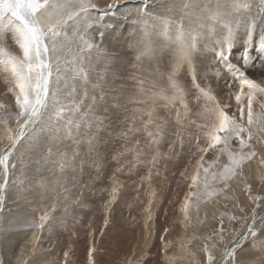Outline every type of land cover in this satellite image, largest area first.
<instances>
[{"label":"snow or ice","instance_id":"obj_1","mask_svg":"<svg viewBox=\"0 0 264 264\" xmlns=\"http://www.w3.org/2000/svg\"><path fill=\"white\" fill-rule=\"evenodd\" d=\"M103 3L0 0V81L14 102L0 101V216L6 201L17 206L0 236L51 233L56 206L43 204L70 193L68 173L102 178L110 168L101 234L113 205L132 207L126 177L135 199L147 197V247L153 177L187 148L181 232L162 228L157 264H264V0H141L119 22L128 25L122 70L104 48L120 0ZM38 239L31 253L0 240V264H48L34 255ZM99 251L91 240L87 264H99ZM72 255L64 251L63 264H75Z\"/></svg>","mask_w":264,"mask_h":264},{"label":"rangeland","instance_id":"obj_2","mask_svg":"<svg viewBox=\"0 0 264 264\" xmlns=\"http://www.w3.org/2000/svg\"><path fill=\"white\" fill-rule=\"evenodd\" d=\"M140 2L141 0H120L119 6L114 10H110L105 20L108 35L104 48L110 58H116L114 60L110 59V63L117 64L118 70H122L120 65L124 63L125 54L128 52L127 44L123 43L128 38V25L122 27L119 22L122 21L124 13L129 8H133ZM101 7H104L103 0H101ZM121 27L122 34L119 31ZM97 39H99L98 36ZM115 79L119 81L118 77ZM4 90L5 85L0 81V101L14 103L10 94L4 95ZM11 126L13 129L16 128L14 122ZM7 144V140L0 141V152L5 150ZM189 158L186 148L181 161L169 162L167 169L161 167L159 177H153V187L158 193L157 200L152 208L155 219L156 240H150L147 247L144 239L147 233L142 211L147 197L141 191L139 199H135L137 194L132 190V182L127 181L126 177L121 176L119 179L124 180L128 185L125 189V195L129 197L128 203L132 207L129 208L123 202H118L117 206L113 205L109 214L110 224L104 230L103 235L101 234L105 216L104 202L108 199L106 189L111 185L110 168H106L102 178L97 177L95 169L92 168L90 170L86 168L83 173L78 171L75 179L71 172L68 173L66 183L71 190L70 193L61 195L58 199L50 197L43 204L47 207L55 203L56 206L55 211L52 213V219L49 221L50 224H53L51 233L46 226L43 231L37 230L35 233L29 231L28 235L15 232L6 233L0 236V240L11 237L18 245H26L28 253H31L33 236L35 235L39 239L35 244L34 255L37 257L43 256L48 264H63V253L69 248L73 252L71 259L75 264H87V250L90 241L93 239L96 247L100 250L96 254L99 264H129V262L137 264V261L141 260L145 252L151 253L146 264H157V261L162 260L159 255L161 248L159 236L162 228L164 226L173 228L169 238H175L181 232V228L177 223L180 218L179 203L186 188L184 184L177 182L181 180L179 173L187 166ZM11 179L10 176V183ZM9 208L13 209L12 215L8 212ZM16 209L15 204L10 200L6 201L5 211L0 216V223L4 227H9L11 221L16 219ZM248 214L250 215V208ZM39 215L40 213L37 211L31 214L30 218L38 222ZM133 217H135V220H133ZM243 223V221L237 222L232 226L233 230L235 232L241 231ZM149 230H152L151 227ZM90 232L94 233V236L90 237ZM20 234L21 236H19ZM3 250L8 254L6 247ZM15 252H19V246L16 247ZM141 264H143V261H141Z\"/></svg>","mask_w":264,"mask_h":264},{"label":"bare ground","instance_id":"obj_3","mask_svg":"<svg viewBox=\"0 0 264 264\" xmlns=\"http://www.w3.org/2000/svg\"><path fill=\"white\" fill-rule=\"evenodd\" d=\"M106 44V43H105ZM113 50V49H112ZM109 52H110V50H109ZM89 170L91 169V168H88ZM108 171V170H107ZM105 177V176H104ZM71 178V177H70ZM70 183V182H69ZM99 199V198H98ZM87 204V203H86ZM77 206V205H76ZM117 206V205H116ZM76 208V207H75ZM79 208V207H78ZM116 209V208H115ZM78 211V210H77ZM76 214V213H75ZM114 218V217H113ZM117 226V225H116ZM139 227V226H138ZM29 232V231H28ZM28 232L26 233L27 235H28ZM22 234V233H21ZM21 234L19 235V236H21ZM24 234V233H23ZM25 234V235H26ZM24 235V236H25ZM170 237H171V235H170ZM156 240V239H155ZM131 241V240H130ZM81 248V247H80ZM123 258V257H122ZM159 260V259H158Z\"/></svg>","mask_w":264,"mask_h":264}]
</instances>
